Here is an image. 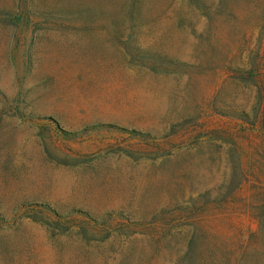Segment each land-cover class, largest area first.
<instances>
[{"label":"rangeland","instance_id":"374dc122","mask_svg":"<svg viewBox=\"0 0 264 264\" xmlns=\"http://www.w3.org/2000/svg\"><path fill=\"white\" fill-rule=\"evenodd\" d=\"M0 264H264V0H0Z\"/></svg>","mask_w":264,"mask_h":264}]
</instances>
